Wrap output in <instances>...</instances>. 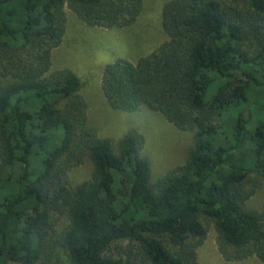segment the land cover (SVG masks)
I'll list each match as a JSON object with an SVG mask.
<instances>
[{"label":"trees","instance_id":"trees-1","mask_svg":"<svg viewBox=\"0 0 264 264\" xmlns=\"http://www.w3.org/2000/svg\"><path fill=\"white\" fill-rule=\"evenodd\" d=\"M141 0H0V264H197L211 221L221 257L264 264V0H166L165 40L100 76L113 109L140 106L191 133L183 162L150 182L142 136L86 124L79 80L49 71L65 9L120 28ZM41 153V154H40ZM88 159L75 185L71 168Z\"/></svg>","mask_w":264,"mask_h":264},{"label":"rangeland","instance_id":"rangeland-1","mask_svg":"<svg viewBox=\"0 0 264 264\" xmlns=\"http://www.w3.org/2000/svg\"><path fill=\"white\" fill-rule=\"evenodd\" d=\"M165 1L141 0L135 20L120 28L88 26L65 9L63 35L49 57V71L68 69L77 76L80 83L77 94L86 105V124L97 137L107 139L115 150L117 140L125 133L142 136L139 152L148 161L151 183L183 162L191 145V133L175 128L160 113L144 106L133 111L109 107L100 91V76L104 66L116 58L134 63L165 40L160 25V9ZM90 170L88 159L71 168L68 172L70 184L86 180ZM263 196L264 180H259L246 206L257 208ZM204 225L206 235L195 250L197 264H259L255 257L238 261L223 259L216 247L212 222L205 221Z\"/></svg>","mask_w":264,"mask_h":264},{"label":"crops","instance_id":"crops-1","mask_svg":"<svg viewBox=\"0 0 264 264\" xmlns=\"http://www.w3.org/2000/svg\"><path fill=\"white\" fill-rule=\"evenodd\" d=\"M247 258H249V257H247ZM245 259V258H244ZM259 262V261H258ZM260 264V263H259Z\"/></svg>","mask_w":264,"mask_h":264}]
</instances>
